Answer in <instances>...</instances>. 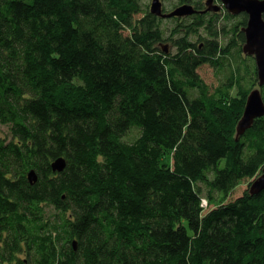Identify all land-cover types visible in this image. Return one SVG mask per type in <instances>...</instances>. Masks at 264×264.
Listing matches in <instances>:
<instances>
[{
	"label": "trees",
	"instance_id": "16d2710c",
	"mask_svg": "<svg viewBox=\"0 0 264 264\" xmlns=\"http://www.w3.org/2000/svg\"><path fill=\"white\" fill-rule=\"evenodd\" d=\"M149 4L0 0V264H264V116L235 135L258 87L247 15L165 35ZM226 62L215 87L197 72Z\"/></svg>",
	"mask_w": 264,
	"mask_h": 264
},
{
	"label": "water",
	"instance_id": "95a60500",
	"mask_svg": "<svg viewBox=\"0 0 264 264\" xmlns=\"http://www.w3.org/2000/svg\"><path fill=\"white\" fill-rule=\"evenodd\" d=\"M223 7L229 13L235 15L239 13L247 14V22L241 27L244 33V43L242 51L245 55L252 56L255 61L258 87L252 89L247 95L245 106L241 118L236 125V139L239 138L253 123L254 119L264 116V100L260 87L264 85V0H221ZM206 9L197 10L190 3L180 4L170 11H163L160 0H150L149 10L152 14L161 18L184 17L193 13H204L206 10H217L219 6H213L212 0H207ZM167 51L166 48H164ZM64 167V160L59 158L52 163L54 171H60ZM30 182L36 181L33 170L28 173ZM264 189V165L260 174L252 181L248 188L250 194H257Z\"/></svg>",
	"mask_w": 264,
	"mask_h": 264
},
{
	"label": "rangeland",
	"instance_id": "374dc122",
	"mask_svg": "<svg viewBox=\"0 0 264 264\" xmlns=\"http://www.w3.org/2000/svg\"><path fill=\"white\" fill-rule=\"evenodd\" d=\"M147 3H150V0H144ZM177 0H163V3L165 5L171 6L172 4L176 3ZM205 1L206 0H202V6L205 8ZM194 4V3H192ZM179 5V4H177ZM230 13H225L224 14V10L221 9L219 11V23L223 24L226 26V28L228 29H232V27L234 26L235 22L238 19V15H232L231 17ZM163 19V18H162ZM173 20H169V19H163L162 20V24L166 27H164V29H167L164 34L165 35H170V31H171V27H169L170 25H173ZM180 22V21H178ZM203 29L200 28L199 29V33H201ZM203 38V37H202ZM192 41H194L192 39ZM200 43H202V41H199ZM159 46V45H158ZM201 45H199L200 47ZM160 48L164 49L166 48L168 51H173V46L171 44L170 41H163L160 43ZM244 55V54H243ZM197 72L199 73V75L201 76V78L207 82L209 85H211L212 87L217 86L227 75L229 72V67L227 65V62L224 63L223 67L220 68L219 66L215 67L212 66L211 64L208 63H203L201 64L198 68H197ZM1 128L3 130H7V128L5 126H1ZM136 130H131L128 135L126 136V140H130L132 139L133 136L136 135ZM248 187V179H244L228 196L227 199H233L239 195H241L244 190H246ZM219 195V194H218ZM50 211H48V214L50 213H55V210L49 208ZM53 210V211H52ZM25 257V256H24Z\"/></svg>",
	"mask_w": 264,
	"mask_h": 264
},
{
	"label": "bare ground",
	"instance_id": "6f19581e",
	"mask_svg": "<svg viewBox=\"0 0 264 264\" xmlns=\"http://www.w3.org/2000/svg\"><path fill=\"white\" fill-rule=\"evenodd\" d=\"M207 1V0H206ZM206 1H205V8L204 9H206L207 8V4H206ZM212 5L213 6H219V9H217V10H213V9H211V10H206L207 12H211V13H213V14H218L219 15V11L221 10V8H220V2L219 1H216V0H212ZM221 5H222V3H221ZM223 6V5H222ZM224 9L226 10V11H224V14L225 13H229V11L224 7ZM205 13V12H204ZM202 14V13H201ZM240 14V13H239ZM233 14H231L230 13V16H232ZM235 15H237V14H235ZM229 16V17H230ZM263 116V115H262ZM259 117H261V116H259ZM258 118V117H257ZM59 159V158H58ZM57 160V159H56ZM203 200L205 201V204H203ZM202 204L203 205H206L207 203H206V200L205 199H202Z\"/></svg>",
	"mask_w": 264,
	"mask_h": 264
},
{
	"label": "flooded vegetation",
	"instance_id": "af4514ba",
	"mask_svg": "<svg viewBox=\"0 0 264 264\" xmlns=\"http://www.w3.org/2000/svg\"><path fill=\"white\" fill-rule=\"evenodd\" d=\"M161 2H162V8H163V10H164V8H169L170 6H168V5H165L164 3H163V0H160ZM216 1H219L220 2V8L221 9H223L224 11H226L225 9H224V7L221 5V0H216ZM190 4H192V3H190ZM180 5V4H179ZM193 6H194V4H192ZM176 6H178V5H176ZM175 6V7H176ZM174 8V7H173ZM172 8V9H173ZM202 9H204V7L203 6H201L200 8H198L197 10H202ZM171 10V9H170ZM206 13V12H205ZM228 13V12H227ZM226 13V14H227ZM240 14H246V13H240ZM240 14H237L238 16L240 15ZM247 15V14H246ZM188 16H190V15H188ZM185 17H187V16H184V17H176V18H185ZM161 18V17H160ZM170 18H172V17H170ZM163 19H167V18H163ZM202 45V44H201Z\"/></svg>",
	"mask_w": 264,
	"mask_h": 264
},
{
	"label": "built area",
	"instance_id": "2783aa9c",
	"mask_svg": "<svg viewBox=\"0 0 264 264\" xmlns=\"http://www.w3.org/2000/svg\"><path fill=\"white\" fill-rule=\"evenodd\" d=\"M203 204H205V201L203 200Z\"/></svg>",
	"mask_w": 264,
	"mask_h": 264
}]
</instances>
